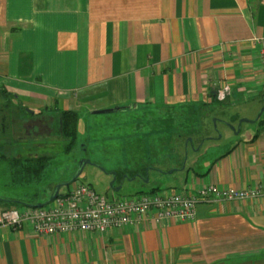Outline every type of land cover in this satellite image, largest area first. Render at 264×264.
<instances>
[{"label":"crops","instance_id":"obj_1","mask_svg":"<svg viewBox=\"0 0 264 264\" xmlns=\"http://www.w3.org/2000/svg\"><path fill=\"white\" fill-rule=\"evenodd\" d=\"M263 37L264 0H0V103L8 123L37 114L51 134L63 110L207 106L223 84V101L252 98L264 87ZM252 132L195 161L172 190L264 185V131ZM196 211L105 233L1 226L0 264H264V197Z\"/></svg>","mask_w":264,"mask_h":264},{"label":"rangeland","instance_id":"obj_2","mask_svg":"<svg viewBox=\"0 0 264 264\" xmlns=\"http://www.w3.org/2000/svg\"><path fill=\"white\" fill-rule=\"evenodd\" d=\"M263 92L264 87L257 96L237 101L214 98L202 113L179 122L177 131L183 135L181 137L174 135V105L123 108L105 113H93L89 108L82 107L78 113L76 141L70 151L64 150L66 144L59 135L60 128H55L51 134L31 133L24 138L23 121L16 118L14 123L4 122L8 120L9 113L0 103V139L10 141L13 136L17 140L15 147L13 144V148L6 146L3 150L8 155L20 152L52 156L42 179L32 184L15 182L11 160L0 156V197L27 204L43 202L60 183H64L60 193H66L75 182L68 183L85 159H90L92 163L84 167L77 182L91 185L109 199L113 196L128 197L156 187L172 190L179 186L174 183V177L190 166L198 165L195 161H210L226 153L247 135V128L256 136L255 133L259 132L256 119L264 105ZM26 109L31 111L28 107ZM29 112L20 115L28 118L32 116ZM14 114L18 116L19 111ZM179 114L184 118L188 115L185 110ZM202 165L197 169H204L200 168ZM113 171L117 173L115 187L120 186L122 178L127 176L118 191L110 185ZM0 203L4 204V201ZM17 206L22 209L24 204Z\"/></svg>","mask_w":264,"mask_h":264},{"label":"built area","instance_id":"obj_3","mask_svg":"<svg viewBox=\"0 0 264 264\" xmlns=\"http://www.w3.org/2000/svg\"><path fill=\"white\" fill-rule=\"evenodd\" d=\"M262 47L264 74V37L257 38ZM230 91L228 84L217 89L223 100ZM264 197V185L246 188L206 184L195 191H142L128 197L109 199L91 185L75 182L66 193H59L46 205L20 209L0 205V227L21 229L25 224L39 234L91 231L105 233L112 228L141 223L146 218L156 221H193L200 202L251 200Z\"/></svg>","mask_w":264,"mask_h":264},{"label":"trees","instance_id":"obj_4","mask_svg":"<svg viewBox=\"0 0 264 264\" xmlns=\"http://www.w3.org/2000/svg\"><path fill=\"white\" fill-rule=\"evenodd\" d=\"M216 97L217 95L214 96L212 99ZM205 107H206V103H201V104L186 103V104L174 105L175 110L172 114V118H174L173 120L176 124V132H174V135H176V137L183 136L180 132L177 131L178 126L180 125L179 122L183 121V119L190 120L192 115H195L196 113H202V110ZM122 108L125 107H121L120 109ZM183 110L187 111L188 115L186 118L183 117L184 115L179 114V112ZM61 115H62V135L60 134V130H59V134L64 139L66 144L64 150L70 151L77 137L78 113L74 110L69 109V110L61 111ZM262 115L259 119H257L259 123V130H258L259 132H256L255 137H257L261 132L264 131V118L262 117ZM197 117L198 116H196L195 119ZM4 122H6V120H4ZM4 125L8 127L6 123H4ZM189 130L192 131L193 129H189ZM7 142L9 141L0 139V156L2 157V159L9 158L11 160L10 166L12 167V169H14L13 179L15 180V182L22 181L25 184H30V183L32 184L33 182L35 183L40 179H42V176L46 170V167L50 163L52 156L48 154H34V153L25 155L20 152H16L14 155H8L3 150L4 148H6ZM159 190L160 188L156 187L150 189L149 191L155 192ZM0 201H4V204H7L6 207L17 206L18 204H25L23 201L5 200L1 197H0Z\"/></svg>","mask_w":264,"mask_h":264},{"label":"water","instance_id":"obj_5","mask_svg":"<svg viewBox=\"0 0 264 264\" xmlns=\"http://www.w3.org/2000/svg\"><path fill=\"white\" fill-rule=\"evenodd\" d=\"M263 98H264V95H263ZM115 109L118 110L119 108L117 107V108L97 109V110H94L93 113H105V112H111V111H114ZM263 112H264V105H263V107L261 108V110H260V112H259V114H258V116H257V119H259V118L261 117V115L263 114ZM257 119H256V120H257ZM60 133H61V135H62V115L60 116ZM88 163H92V161H91L90 159H85V160H83V161L81 162L78 171L73 175L71 181H70L68 184H70V183H72V182H75V181L79 178L80 174L83 172L84 167H85ZM111 174L113 175V178H112V181L110 182V185H111V187H112L115 191H118V190L121 189V187H122V183H123L124 179L127 178V176H125V177L122 178V181H121L120 186L115 187V186H114V182L116 181L117 173H116V171H113V172H111ZM129 178H130V177H129ZM63 185H64V183H60V184H58V185L54 188V190L52 191L50 197H49L45 202L32 203V204H27V205H29V206H31V207H38V206H43V205H45V204L50 203V202H51L56 196L59 195V193H60V189H61V187H62Z\"/></svg>","mask_w":264,"mask_h":264},{"label":"flooded vegetation","instance_id":"obj_6","mask_svg":"<svg viewBox=\"0 0 264 264\" xmlns=\"http://www.w3.org/2000/svg\"><path fill=\"white\" fill-rule=\"evenodd\" d=\"M25 127V134L24 138L29 137L31 133L34 135H38L39 133H48L46 126L42 124V119L38 116L35 118L25 119L23 121ZM31 128V129H30ZM27 140V139H24Z\"/></svg>","mask_w":264,"mask_h":264},{"label":"bare ground","instance_id":"obj_7","mask_svg":"<svg viewBox=\"0 0 264 264\" xmlns=\"http://www.w3.org/2000/svg\"><path fill=\"white\" fill-rule=\"evenodd\" d=\"M60 134H61V133H60ZM76 181H77V180H76ZM76 181H75V182H76ZM53 200H54V199H53ZM53 200H52V201H53ZM52 201H51V202H52ZM45 205H46V204H45Z\"/></svg>","mask_w":264,"mask_h":264}]
</instances>
